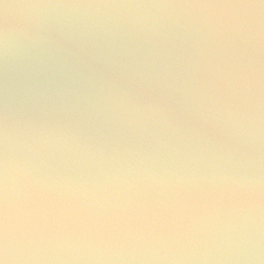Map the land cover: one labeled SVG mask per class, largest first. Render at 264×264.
<instances>
[{
  "label": "water",
  "instance_id": "1",
  "mask_svg": "<svg viewBox=\"0 0 264 264\" xmlns=\"http://www.w3.org/2000/svg\"><path fill=\"white\" fill-rule=\"evenodd\" d=\"M5 264H264V0H0Z\"/></svg>",
  "mask_w": 264,
  "mask_h": 264
},
{
  "label": "clouds",
  "instance_id": "2",
  "mask_svg": "<svg viewBox=\"0 0 264 264\" xmlns=\"http://www.w3.org/2000/svg\"><path fill=\"white\" fill-rule=\"evenodd\" d=\"M0 264H5V261L3 259H0Z\"/></svg>",
  "mask_w": 264,
  "mask_h": 264
}]
</instances>
